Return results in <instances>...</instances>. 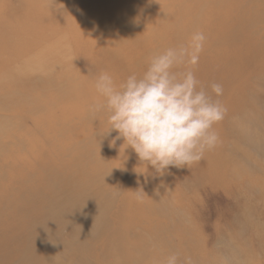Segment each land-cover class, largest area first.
<instances>
[{
  "label": "rangeland",
  "instance_id": "rangeland-1",
  "mask_svg": "<svg viewBox=\"0 0 264 264\" xmlns=\"http://www.w3.org/2000/svg\"><path fill=\"white\" fill-rule=\"evenodd\" d=\"M197 30L199 63L174 71L223 86L219 142L158 174L91 112L95 79L140 76ZM173 253L264 264V0H0V264Z\"/></svg>",
  "mask_w": 264,
  "mask_h": 264
},
{
  "label": "clouds",
  "instance_id": "clouds-1",
  "mask_svg": "<svg viewBox=\"0 0 264 264\" xmlns=\"http://www.w3.org/2000/svg\"><path fill=\"white\" fill-rule=\"evenodd\" d=\"M205 41L202 31H194L186 45L153 55L142 75H130L119 85L106 72L95 79L103 102L92 105L91 112L104 114L106 134L116 132L114 140L122 138L158 174L170 166L198 163L219 142L213 126L223 120L226 108L213 96H222L223 86L214 82L209 91L198 87L191 69L174 71L181 65L196 66ZM179 259L173 253L166 264H179ZM184 264L191 259L185 258Z\"/></svg>",
  "mask_w": 264,
  "mask_h": 264
},
{
  "label": "bare ground",
  "instance_id": "bare-ground-1",
  "mask_svg": "<svg viewBox=\"0 0 264 264\" xmlns=\"http://www.w3.org/2000/svg\"><path fill=\"white\" fill-rule=\"evenodd\" d=\"M238 129V128H237ZM240 129V128H239ZM144 246H146V245H144ZM154 247V246H153ZM153 249V248H152ZM50 260V259H49ZM46 262H48V261H46ZM50 262V261H49ZM52 264H54V263H52Z\"/></svg>",
  "mask_w": 264,
  "mask_h": 264
}]
</instances>
